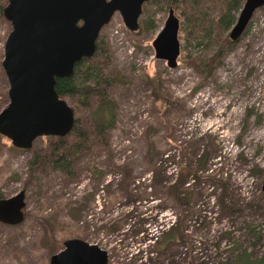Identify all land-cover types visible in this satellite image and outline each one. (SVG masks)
<instances>
[{
    "label": "rangeland",
    "instance_id": "1",
    "mask_svg": "<svg viewBox=\"0 0 264 264\" xmlns=\"http://www.w3.org/2000/svg\"><path fill=\"white\" fill-rule=\"evenodd\" d=\"M148 11L149 28L130 31L115 12L99 32L107 71L124 76L110 88L114 124L96 131L95 96L87 105L64 97L79 104L75 117L88 136L69 170L49 160L57 136L37 137L23 150L0 134V198L25 195L22 222H0V264H50L70 238L105 250L107 264L264 260V12L253 13L215 66L213 32L178 31L170 68L151 44L168 9ZM10 29L0 12V110L8 101L1 61ZM195 59L206 63V76Z\"/></svg>",
    "mask_w": 264,
    "mask_h": 264
},
{
    "label": "water",
    "instance_id": "2",
    "mask_svg": "<svg viewBox=\"0 0 264 264\" xmlns=\"http://www.w3.org/2000/svg\"><path fill=\"white\" fill-rule=\"evenodd\" d=\"M147 0H6L2 9L10 24L3 45L7 104L0 110V134L12 146L28 150L40 136L63 137L74 126L73 108L55 90L57 78L69 77L75 64L91 57L99 32L115 12L130 30L138 29ZM264 0H243L229 31L237 40ZM179 19L172 8L152 41L154 57L173 68L180 53ZM264 188V167H263ZM24 191L0 198V222L17 225L24 218ZM50 264H107L108 254L80 238L63 242Z\"/></svg>",
    "mask_w": 264,
    "mask_h": 264
},
{
    "label": "trees",
    "instance_id": "3",
    "mask_svg": "<svg viewBox=\"0 0 264 264\" xmlns=\"http://www.w3.org/2000/svg\"><path fill=\"white\" fill-rule=\"evenodd\" d=\"M242 3L243 0H147L142 5L138 30L152 26L151 19L143 17L145 14L149 17L148 9L150 7H157L160 10L172 8L173 11H178L179 15L183 17L181 22H179V31L190 30L198 34L203 32L207 37L214 33L215 40L213 39V41L219 46L215 54L217 59L213 65L215 66L220 61L221 53L235 45L240 38L232 41L227 34L226 40L222 42L221 33L228 30L233 24L236 17L235 13L240 10ZM258 9L264 12V5ZM0 12H2L1 7ZM110 62L111 59L105 47L104 40L102 36H98L93 55L87 58L83 57L75 64L71 76L57 78L55 83V90L59 96L63 98L76 97L79 104L87 105L91 97H96V102H93L92 116L94 127L100 134L114 124L116 118V102L110 96V88L124 78L118 72L109 73L107 71ZM192 64H194L195 68H197L196 70L202 75H207L205 72H208L209 68L205 69L204 65L206 63L204 61L195 59L192 61ZM210 72L211 69L209 70ZM79 104L69 105L75 110V107L79 106ZM68 135L73 136L71 142L66 140ZM68 135L57 137L55 150L49 155L50 162L62 170H69L72 158L87 147V132L80 125L78 119L75 120L73 129ZM35 157L30 163L33 167L40 164L38 157L41 156ZM41 158L44 159V157ZM241 259L244 258L241 257ZM242 262L245 263L244 261ZM251 263L254 262L247 259V264ZM255 263L261 264L264 263V260L259 259Z\"/></svg>",
    "mask_w": 264,
    "mask_h": 264
}]
</instances>
